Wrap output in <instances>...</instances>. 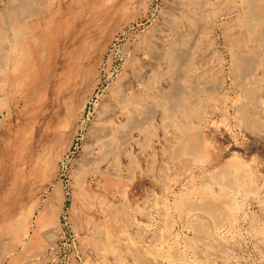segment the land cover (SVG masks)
<instances>
[{"label":"rangeland","instance_id":"374dc122","mask_svg":"<svg viewBox=\"0 0 264 264\" xmlns=\"http://www.w3.org/2000/svg\"><path fill=\"white\" fill-rule=\"evenodd\" d=\"M113 1L40 0L39 16L14 21L18 28L38 23L40 35L50 18L53 25L64 18L67 32L57 38L52 33L48 71L28 94L5 87L0 75V226L31 217V233L22 245L0 231V264H264V0L258 4L263 17L258 15L259 26L253 27L258 31L248 28L247 0ZM15 2L0 0V32L7 30ZM90 4L102 6L105 15H93ZM79 20L92 25L78 32L82 38L76 42ZM83 40L92 46L83 51L85 59ZM174 48L177 62L171 59ZM69 66L76 76L84 75L83 69L94 74L85 83L74 75L70 88L77 89L60 96L56 84ZM125 82H130L127 95H144L149 86L152 117L145 121L148 114H140L143 123L127 146L120 141L106 146L110 137L100 121L107 112L113 133L125 134L127 112L117 97ZM165 91L173 92L177 107L165 106ZM25 135L30 142L23 154L19 142ZM192 137H202L201 145L192 143L197 150L185 152ZM42 160L53 162L54 169L44 180L38 169ZM228 199L233 209H224ZM42 211L51 218L40 228L36 220ZM31 235L37 244L27 248Z\"/></svg>","mask_w":264,"mask_h":264},{"label":"bare ground","instance_id":"6f19581e","mask_svg":"<svg viewBox=\"0 0 264 264\" xmlns=\"http://www.w3.org/2000/svg\"><path fill=\"white\" fill-rule=\"evenodd\" d=\"M39 1L40 0H17V2H15V0H14V2H15V4L14 5H11L12 7H10L9 8V10H8V19H7V22H6V24H7V30L4 32V31H2V32H0V75H2L4 78H5V80L4 81H2L4 84L3 85H5V87L6 86H10V88H12V89H14L15 90V92L16 91H18V93L19 92H23V90H24V94H28V91H30L31 89H34L33 87L40 81V79H41V76H43V74H42V72H44V73H46L47 71H48V65L49 64H47V63H49L50 61H51V59H50V55H51V45H50V43H53V41H52V39L54 40V38H52L51 36H52V33L54 34H56V38L58 37V36H61L62 34H64V32H67V30L65 29V27L62 25L64 22H63V19H62V24H52V19L50 18L51 17V15H50V17H48V18H50L49 19V21H47V23H46V28L44 29V31H43V33H41L40 35H38L37 34V26H38V23H37V25L36 26H32L31 28L29 27V26H27V27H24V28H18V27H16L15 25H14V21L16 20V19H21L22 21L23 20H25L26 21V19L25 18H27L28 17V19H30L29 17L30 16H32V15H40V10L38 9L39 7H42V6H39ZM84 0H75V2H77V3H79V4H81V2H83ZM88 1V0H87ZM102 1V0H101ZM112 1V0H111ZM115 1V0H114ZM113 1V2H114ZM124 1V0H123ZM128 0H126V2H127ZM188 1V0H187ZM202 1V0H201ZM198 2V6H199V3H201L202 4V2ZM221 1V0H220ZM262 1V0H261ZM47 2H49V1H47ZM51 2V1H50ZM53 2V1H52ZM59 2V1H58ZM74 2V3H75ZM95 2V1H94ZM113 2H109V3H113ZM125 1H124V3H126ZM193 3V2H195L194 0L193 1H189L188 3ZM216 2H217V0H216ZM259 2H260V0H247V4H249V6H250V8H249V14H250V18L248 19V21H247V24H248V28L249 27H254L256 24H258L259 23V21H258V19H259V17H258V15L260 16H262V14L263 13H258V6H260V5H258L259 4ZM264 1H262V3H263ZM37 3H38V5H37ZM84 3V2H83ZM82 3V4H83ZM89 3H90V1H89ZM188 3L186 4V5H188ZM204 3V2H203ZM211 3V2H210ZM9 4V3H8ZM45 3H44V1H43V5H44ZM47 4V3H46ZM58 4V3H57ZM65 4V3H64ZM81 4V5H82ZM100 4H102V3H100ZM115 4V3H114ZM122 4V3H121ZM121 4H120V6H121ZM205 4L207 5V2H205L204 3V8L206 7L205 6ZM219 4V3H218ZM246 4V5H247ZM41 5V4H40ZM67 5V4H66ZM109 5V4H108ZM37 6H39V7H37ZM53 6V5H52ZM51 6V7H52ZM67 6H69V5H67ZM71 7L72 6H75V5H70ZM87 6V5H86ZM114 6V5H113ZM120 6H119V9H120ZM125 6V5H124ZM194 7L195 6V4H194V6L191 4H189V8H191L192 9V7ZM210 6V5H209ZM222 6V5H221ZM223 6H225V5H223ZM227 6V5H226ZM55 7V6H54ZM60 7V6H59ZM76 7V6H75ZM77 7H79V6H77ZM76 7V8H77ZM88 7V9L92 12V14H93V12L94 13H97V14H99V15H105V12L102 10V6H100L99 4H90V5H88L87 6ZM106 7V6H105ZM127 7V6H126ZM129 7V6H128ZM186 7V6H185ZM261 7V6H260ZM43 8V7H42ZM57 8H58V5H57ZM57 8H55L56 10H57ZM122 8V7H121ZM198 8V7H197ZM202 8V7H201ZM263 8V7H262ZM44 9V8H43ZM60 9V8H59ZM62 9H64V8H62ZM67 9H69V8H67ZM72 9V8H71ZM79 9V8H78ZM111 9V8H110ZM126 9H128V8H126ZM125 9V10H126ZM191 9H189V10H187V11H190ZM82 10V9H81ZM84 10V9H83ZM112 10V9H111ZM123 10H124V8H123ZM124 10V11H125ZM193 10H194V8H193ZM201 10V9H200ZM203 10V9H202ZM201 10V11H202ZM68 11V10H67ZM71 11V10H70ZM119 11V10H118ZM122 11V10H121ZM195 11V10H194ZM221 11V10H220ZM248 11V10H247ZM260 11H262V10H260ZM45 12V11H44ZM47 12V11H46ZM53 12V11H52ZM114 12H116V9H115V11ZM120 12V11H119ZM191 12V11H190ZM198 13H199V11H197ZM56 13V12H55ZM65 13H66V11H65ZM68 13V12H67ZM76 13V12H75ZM81 13V12H80ZM83 13H85V12H83ZM89 13V12H88ZM109 13V12H108ZM108 13H106V14H108ZM195 13H196V11H195ZM51 14V13H50ZM69 14H70V12H69ZM68 14V15H69ZM48 15V14H47ZM67 15V16H68ZM71 15V14H70ZM73 15V14H72ZM79 15V13L78 14H76V16H78ZM82 15V14H81ZM80 15V16H81ZM87 15V14H86ZM94 15V14H93ZM111 15V14H110ZM116 15V14H115ZM190 15H195L194 13H190ZM225 15V14H224ZM66 16V17H67ZM113 16V15H112ZM196 16V15H195ZM200 16V15H199ZM217 16V15H216ZM62 17V16H61ZM75 17V16H74ZM87 17V16H86ZM96 17V16H95ZM122 17V16H121ZM183 17V16H182ZM263 17V16H262ZM45 19H47L46 17H44ZM60 18V17H59ZM58 18V19H59ZM84 18H85V16H84ZM124 18V17H123ZM246 17H244V19H245ZM56 19V18H55ZM67 19V18H66ZM71 19V18H70ZM77 19H79V16H78V18ZM93 19V18H92ZM103 19V18H102ZM109 19V18H108ZM4 20V19H3ZM31 20H32V18H31ZM36 20V19H35ZM89 20V19H88ZM165 20V19H164ZM178 20V19H177ZM183 20V19H182ZM187 20H188V18H187ZM240 20V19H239ZM243 20V19H242ZM261 20H263L262 18H261ZM32 21H34V20H32ZM56 21H58V20H56ZM80 21H82V20H79V22ZM91 21V20H90ZM103 21V20H102ZM181 21V20H180ZM184 21V20H183ZM83 22V21H82ZM92 22V21H91ZM99 22V21H98ZM189 22H192V21H189ZM188 22V24L191 26V24L193 25V23H189ZM211 22V21H210ZM241 22V21H240ZM243 22L245 23V21L243 20ZM3 23V22H2ZM30 23H31V21H30ZM36 23V22H35ZM58 23V22H57ZM77 23V22H76ZM89 23L90 22H83V23H81V25H82V28H79V30L76 32V36H75V41L76 42H79V40H81V38L82 37H80L79 35H78V32L80 33V32H82V30H83V28H87V27H89L88 25H89ZM96 23V22H95ZM99 23H101V22H99ZM184 23V22H183ZM242 23V22H241ZM240 23V24H241ZM244 23H242V24H244ZM26 24V23H25ZM41 24H43L42 22H41ZM91 24V23H90ZM178 24V23H177ZM181 24V23H180ZM179 24V25H180ZM239 24V23H238ZM5 25V24H4ZM4 25L2 26V27H4ZM66 25H68V28H69V23H68V21L66 22ZM92 25V24H91ZM94 25H97V23L96 24H94ZM94 25H93V27H94ZM195 26H196V23L194 24ZM260 25H262L261 23H260ZM6 26V25H5ZM43 26V25H42ZM101 26V25H100ZM171 26H173V25H171ZM170 26V27H171ZM198 26V25H197ZM258 26H259V24H258ZM264 26V25H263ZM29 27V28H28ZM36 27V28H35ZM81 27V26H80ZM105 27H107V24H106V26ZM176 27V26H175ZM193 27V26H192ZM242 27V26H241ZM245 27V26H244ZM67 28V29H68ZM95 28V27H94ZM179 28H180V26H179ZM205 28V27H204ZM251 28V29H252ZM80 29H81V31H80ZM251 29H248L249 31L251 30ZM254 29V28H253ZM252 29V31H254L255 29H257L256 27H255V29L253 30ZM77 30V29H76ZM87 30V29H86ZM89 30V29H88ZM91 30V29H90ZM94 30H97V29H94ZM212 30V29H211ZM74 31V30H73ZM84 32H85V30H83ZM92 31V30H91ZM99 31V30H98ZM256 31V30H255ZM257 31H258V29H257ZM263 31V30H262ZM104 32V31H103ZM167 32V31H166ZM96 33V32H95ZM102 32H100L99 34H101ZM189 33V32H188ZM54 34V35H55ZM84 34V33H83ZM103 34V33H102ZM101 34V35H102ZM105 34V33H104ZM172 34V33H171ZM247 34V33H246ZM250 34V33H249ZM43 35H45V37L43 36ZM82 35V34H81ZM86 35V34H85ZM94 35V34H93ZM177 35H179V34H177ZM104 36V35H103ZM183 36V35H182ZM197 36V35H196ZM240 36V35H239ZM250 36H252V35H250ZM254 36V35H253ZM91 37V36H90ZM260 37V36H259ZM264 37V36H263ZM11 38V40L13 39L14 41L11 43L10 42V40H9V42L11 43H9L8 42V39H10ZM43 38V39H42ZM45 38V39H44ZM174 38H175V36H174ZM180 38V37H179ZM208 38V37H207ZM227 38V37H226ZM251 38V37H250ZM252 40H253V38H251ZM62 40V39H61ZM170 40V39H169ZM174 39H173V37H172V41H173ZM175 40H176V38H175ZM75 41H74V43H75ZM89 41V40H88ZM90 41H91V39H90ZM89 41V42H90ZM197 41V40H196ZM254 41V40H253ZM252 41V42H253ZM61 42V41H60ZM82 43L80 44V50L82 51V54H81V59L82 58H84L85 59V57H86V52H84L83 53V51H86V50H88V48H90L89 46H91V45H89L88 43L89 42H87L86 40H83V41H81ZM95 42V41H94ZM97 42L99 43V42H101V41H99V40H97ZM173 42H175V41H173ZM227 42H228V40H227ZM182 43V42H181ZM184 43V42H183ZM262 43H264V41L262 42ZM261 43V44H262ZM59 44V43H58ZM77 44V43H76ZM79 44V43H78ZM94 44V43H93ZM175 44V43H174ZM173 44V45H174ZM214 44V43H213ZM260 45V44H259ZM77 46V45H76ZM95 46H96V44H95ZM94 46V47H95ZM169 46V45H168ZM252 46V45H251ZM263 46V45H262ZM72 47H74L73 45H72ZM93 47V49H95ZM98 47H100V44L98 45ZM173 47V46H172ZM171 47V48H172ZM175 47V46H174ZM179 47V46H178ZM248 47V46H247ZM59 48V47H58ZM68 48H70V47H68ZM67 48V49H68ZM176 48V47H175ZM172 49V54H171V59L173 60V62H177V59H178V53L176 52V49ZM246 48V47H245ZM91 49H92V46H91ZM98 49V48H97ZM96 49V50H97ZM169 49V48H168ZM239 49V48H238ZM79 50V49H78ZM237 50V49H236ZM67 51V50H66ZM101 51V50H100ZM99 51V52H100ZM170 52V51H169ZM185 52V51H184ZM251 52H253V50L251 51ZM181 53V52H180ZM239 53V52H238ZM254 54H255V52H253ZM66 54V53H65ZM74 54H77V50H76V52H74ZM74 54H73V56H74ZM167 54V53H166ZM177 54V55H176ZM253 54V55H254ZM260 54V53H259ZM170 55V54H169ZM179 55H181V54H179ZM201 55V54H200ZM255 55H257V54H255ZM251 56L252 58H250V59H253V57H256V56ZM53 56V55H52ZM65 56V55H64ZM150 56V55H149ZM250 56V55H249ZM38 57H39V61H38ZM77 57V56H76ZM59 58V57H58ZM188 58V57H187ZM245 58V57H244ZM71 59H72V57H71ZM77 59V58H76ZM80 59V60H81ZM164 59V58H163ZM180 59V58H179ZM182 59H185V57L184 58H182ZM235 59V58H234ZM237 59V58H236ZM247 59V58H246ZM246 59L244 60L243 58H242V60H241V63L242 64H244V65H246L247 63H246ZM50 60V61H49ZM55 60V59H54ZM73 60V59H72ZM168 60H169V58H168ZM181 60V59H180ZM186 60V59H185ZM240 60V59H239ZM248 60V59H247ZM255 60H257V59H255ZM258 60H259V57H258ZM260 61V60H259ZM71 61H69V63H70ZM171 62V61H170ZM204 62V61H203ZM239 62V61H238ZM252 62V61H251ZM51 63V62H50ZM109 63H111V62H109ZM52 65V64H51ZM70 65V64H69ZM177 65V64H176ZM68 66V65H67ZM173 66H174V64H173ZM58 68V67H57ZM69 69H67L65 72H62L61 74H60V78H59V81H57L58 83L56 84V88H55V92H56V94H58V95H63L64 94V92L65 91H69V88H70V86H71V84H73V83H71L70 84V82H71V79L74 77V75L75 74H73V73H71V71H72V69L70 68V66L68 67ZM200 68V67H199ZM44 70H46V71H44ZM56 70V69H55ZM157 70V69H156ZM57 71V70H56ZM94 71V70H93ZM93 71H91V69H90V71L89 70H86L85 71V69H83V74L84 75H82V76H76V77H78V78H80L81 80H82V83H85L87 80H89L90 79V77H92V75L94 74H92L91 75V73L93 72ZM96 71V70H95ZM52 71H50V73H51ZM106 72V71H105ZM142 72V71H141ZM55 73V72H54ZM167 73V72H166ZM169 73V72H168ZM49 74V73H48ZM50 75V74H49ZM48 75V76H49ZM52 75V74H51ZM205 75V74H204ZM57 76V75H56ZM147 76V75H146ZM152 77V76H151ZM50 78V77H49ZM54 78V77H53ZM75 78V77H74ZM73 78V79H74ZM126 79V78H125ZM143 79V78H142ZM53 80V79H52ZM58 80V79H57ZM78 80V79H77ZM179 80V79H178ZM56 81V80H55ZM99 81V80H98ZM125 81V80H124ZM100 82V81H99ZM99 82H98V84H99ZM156 82V81H155ZM49 82H47L46 84H48ZM2 84V83H1ZM97 84V85H98ZM193 84V83H192ZM42 85V84H41ZM44 85H45V82H44ZM129 85H130V82H125L123 85H121L120 87H119V89L116 87V89H118V92H117V97L119 96V100H120V105H121V107H122V109L125 111V112H127V113H125L126 114V119H127V122H126V120H125V122L127 123L126 125H124V128H122L124 131H125V134L123 135V133H122V135L121 134H118L117 132H114L113 133V129L111 128L112 126H111V122L113 121H110L109 119V113L107 112H105L106 114V117H108V118H106V117H102V120L100 121V125H102L103 126V132L105 133V135H107L108 137H110V139H107L106 141H105V145L106 146H110L113 142H122V143H128V141L126 140V139H132V137L130 138L129 137V135L133 132V131H135L143 122L140 120V114L142 113V112H144V113H147L148 115H147V118L146 117H144L143 119L145 120V121H147L148 119H149V117L151 116V108H150V106H148V104H150V102L152 101V98L153 97H150L149 96V90H148V87H147V91H146V93H144V95H127V91L130 89V87H129ZM149 85V84H148ZM205 85V84H204ZM43 86V85H42ZM49 86V85H48ZM117 86H118V84H117ZM210 86V85H209ZM38 87V86H37ZM94 87H96V86H94ZM93 87V91H94V88ZM41 88V87H40ZM43 88V87H42ZM81 88V87H80ZM71 89V88H70ZM77 89V87L75 88V90ZM79 89V88H78ZM143 89H145V87L143 88ZM7 90V89H6ZM10 90V89H9ZM53 90V89H52ZM72 90V89H71ZM74 90V88H73V90L72 91H75ZM150 90H151V88H150ZM108 91V90H107ZM172 91V90H171ZM175 91V90H174ZM179 91V90H178ZM116 92V91H115ZM121 92H123V94L124 95H120L121 94ZM151 92V91H150ZM168 92V91H167ZM166 91L165 92H163L164 94L162 95V98L164 99V101H163V103H165L164 105L165 106H167V107H171L175 102H176V100L174 99V95L171 93V94H168ZM2 93V92H1ZM9 93H10V91H9ZM11 93H13V92H11ZM10 93V94H11ZM17 93V95L19 96V94ZM70 93V92H69ZM176 93V92H175ZM22 93H20V95H21ZM75 94V93H74ZM13 95H14V93H13ZM43 98H44V94L43 93H41L40 94ZM112 95V94H111ZM10 96V95H9ZM22 96L23 95H21V98H22ZM92 96V95H91ZM113 96H115L114 98H116V95H113ZM199 96V95H198ZM20 97V96H19ZM161 97V96H160ZM5 98H6V96L3 98L4 100H5ZM113 98V100H115L116 102H119V100H117V99H114ZM151 98V99H150ZM185 98V97H184ZM199 98V97H198ZM29 99V98H28ZM40 100V99H39ZM47 100H48V98H47ZM151 100V101H150ZM178 100V99H177ZM197 100V99H196ZM238 100V99H237ZM0 101H3V100H0ZM28 101H30V99L28 100ZM45 101H46V99H45ZM113 102V103H116V102ZM4 102V101H3ZM5 102H7V100H5ZM15 102V101H14ZM163 103H162V105H163ZM177 103V102H176ZM7 104V103H6ZM31 104V102L29 103V105ZM160 104H161V102H160ZM178 104V103H177ZM1 105H2V103H1ZM119 105V104H118ZM118 105H115L116 106V108H118V107H120V105L118 106ZM5 106V105H4ZM3 106V107H4ZM7 106V105H6ZM85 106V105H84ZM118 106V107H117ZM184 106V105H183ZM70 107V106H69ZM68 107V108H69ZM172 107H177L176 105H173ZM229 107V106H228ZM108 108V107H107ZM184 108V107H183ZM70 109H72V108H70ZM106 109V108H105ZM113 109V108H112ZM121 109V110H122ZM200 109V108H199ZM68 110V109H67ZM167 110H170V108L168 109L167 108ZM198 110V109H197ZM196 110V111H197ZM201 110V109H200ZM73 111H74V109H73ZM83 111V110H82ZM104 111H106V110H103V113H104ZM109 111V110H108ZM112 111H114V110H112ZM112 111H109V112H112ZM195 111V112H196ZM202 111H204V110H202ZM194 112V113H195ZM236 112V111H235ZM9 113V112H8ZM34 113V112H33ZM46 113V112H45ZM73 114H74V112H72ZM103 113H102V115H103ZM122 113V112H121ZM72 114V115H73ZM115 114V113H114ZM10 115V114H9ZM15 115V114H14ZM67 115V117H68V115H69V113H67L66 114ZM66 115H64V116H66ZM71 115V114H70ZM116 116V115H115ZM118 116V115H117ZM70 117V116H69ZM72 117V116H71ZM75 117L77 118V116H75V114H74V119H75ZM152 117V116H151ZM120 118H121V116H120ZM120 118H119V121H120V123H122L121 122V120H120ZM190 118H191V116H190ZM66 119V118H65ZM113 119V118H112ZM117 119H118V117H117ZM147 119V120H146ZM169 119V118H168ZM192 119V118H191ZM63 120V119H62ZM67 120V119H66ZM70 120V119H69ZM115 120V119H114ZM173 120V119H172ZM72 121V120H71ZM124 121V120H123ZM70 122V121H69ZM69 122H67V123H69ZM52 123V122H51ZM66 123V122H65ZM65 123H63L64 125H65ZM66 123V125L68 126V124ZM114 123H115V121H114ZM176 123V122H175ZM191 123V122H190ZM33 124V123H32ZM48 124V123H47ZM118 124V123H117ZM185 124V123H184ZM64 125H63V127H64ZM70 125V124H69ZM123 125H121V126H123ZM176 125V124H175ZM182 125V124H181ZM62 126V125H61ZM67 126H65V127H67ZM144 126V125H143ZM185 126H187L186 128L188 129L189 127H188V125H185ZM63 127H62V129H63ZM71 127V126H70ZM117 127V126H116ZM151 127V126H150ZM26 128H27V126H26ZM147 128V127H146ZM179 127L177 126V129H178ZM184 128V125L182 126V129ZM29 129H33V131H34V128L32 127L31 128V126H30V128H28V130ZM157 129V128H156ZM190 129L191 130H194V129H192L191 127H190ZM23 130V129H22ZM122 130V131H123ZM141 130V129H140ZM180 130V129H179ZM26 131V130H25ZM24 131V132H25ZM31 131V130H30ZM29 131V132H30ZM46 131V130H45ZM102 131V130H101ZM114 131H115V129H114ZM155 131V130H154ZM183 131H184V129H183ZM186 131V130H185ZM189 131V130H188ZM187 131V132H188ZM202 131V130H201ZM17 132V131H16ZM61 132V131H60ZM63 132V131H62ZM172 132V131H171ZM186 132V133H187ZM190 132V131H189ZM194 132V131H193ZM120 133V132H119ZM196 133H197V131H196ZM199 133V132H198ZM31 135L32 133H28V135ZM66 134V133H65ZM148 134V133H147ZM188 134V133H187ZM191 134H192V131H191ZM193 134H195V132L193 133ZM18 135V134H17ZM28 135H25V136H28ZM54 135V134H53ZM55 135H57V134H55ZM95 135V134H94ZM186 135V134H185ZM188 135H190V134H188ZM24 136V137H25ZM32 136V135H31ZM58 136V135H57ZM105 137V136H104ZM190 137V136H189ZM17 138V137H16ZM22 138V137H21ZM28 138H29V136L27 137V138H24L23 140H21L22 142H19L20 143V145H19V148L21 149L20 150V152H22L23 154H25V153H27L26 152V150H28L27 149V147H28V145H29V143H28ZM32 138H33V136H32ZM152 138V137H151ZM53 139V138H52ZM57 139V138H56ZM55 139V140H56ZM60 139H61V137H60ZM145 139V138H144ZM188 139V138H187ZM191 139H193V141H191V140H189L188 142H185V143H187V144H185L184 146H185V148L184 149H182V150H185V152H187L186 150H188L189 151V153H193L194 151H196L197 150V148L195 149V146H192V143H194V145H198L199 143H201V142H197V139H198V137L194 140V137H192ZM200 139V138H199ZM198 139V140H199ZM201 139H202V137H201ZM200 139V140H201ZM18 140V139H17ZM54 140V139H53ZM54 140V141H55ZM199 140V141H200ZM41 141V140H40ZM58 141V140H57ZM124 141V142H123ZM187 141V140H186ZM191 141V142H190ZM30 142V141H29ZM34 142V141H33ZM131 142H133V140L131 141ZM195 142H197V143H195ZM42 143V142H41ZM53 143V142H52ZM52 143H50L51 145H52ZM65 143H67V142H65ZM64 143V144H65ZM203 143V142H202ZM12 144V143H11ZM88 144V143H87ZM125 144V146H127ZM129 144V143H128ZM152 144V143H151ZM10 145V144H9ZM43 145V144H42ZM41 145V146H42ZM45 145V144H44ZM54 145V144H53ZM57 145V144H56ZM201 144H199L197 147H199ZM12 146L13 145H11V148H12ZM18 146V145H17ZM32 146V145H31ZM105 146V147H106ZM133 146V145H132ZM180 146V145H179ZM9 147V146H8ZM14 147V146H13ZM51 147V146H50ZM57 147V146H56ZM120 146H118V151H119V148ZM121 147H123V146H121ZM134 147V146H133ZM178 147V146H177ZM15 148H17V147H15ZM54 148H55V146H54ZM107 148V147H106ZM109 148V147H108ZM10 149V148H9ZM42 149V148H41ZM41 149H40V151H41ZM44 149H45V147H44ZM44 149H42L43 151H44ZM49 149V148H48ZM51 149V148H50ZM125 149V148H124ZM16 150V149H15ZM30 150V149H29ZM38 150V149H37ZM54 150V149H53ZM133 150V149H132ZM200 150V149H199ZM198 150V151H199ZM120 151H122V150H120ZM119 151V153H121ZM124 151V150H123ZM123 151H122V153H123ZM197 151V152H198ZM5 152V151H4ZM47 152V151H46ZM54 152V151H53ZM174 152H176V151H174ZM179 152V151H178ZM177 152V153H178ZM196 152V153H197ZM14 153V152H13ZM42 153V152H41ZM55 153V152H54ZM118 153V152H117ZM118 153V154H119ZM122 153H121V155H122ZM23 154H19V155H23ZM29 154V153H28ZM28 154H27V156H28ZM40 154V153H39ZM43 154V153H42ZM45 154V153H44ZM56 154V153H55ZM184 154V153H183ZM203 154V153H202ZM12 155V154H11ZM15 155V154H14ZM17 155H18V153H17ZM41 155V154H40ZM120 155V154H119ZM192 155V154H191ZM190 155V156H191ZM8 156V155H7ZM52 155H50V157H51ZM181 156V155H180ZM21 158H23L22 156H20V159ZM25 158H26V156H25ZM24 158V159H25ZM57 158V157H56ZM56 158H54V159H56ZM89 158V157H88ZM47 159V158H46ZM51 160H53V157H51L50 158ZM50 159H48V160H50ZM135 159V158H134ZM18 160V159H17ZM23 160V159H22ZM50 160V161H51ZM2 161V160H1ZM12 161V160H11ZM57 161V160H56ZM9 162H10V160H9ZM8 162V163H9ZM13 162V161H12ZM16 162V161H15ZM21 162V161H20ZM42 162V163H41ZM41 162H38V163H40L39 164V171H40V173H41V178H43V180H44V178L45 179H47L46 178V174H47V176H48V173H49V171L50 172H52L53 170H52V168H53V162H48L47 160H42ZM118 162H119V160H118ZM133 162V161H132ZM93 163V162H92ZM103 163V162H102ZM229 162H227V165H229L228 164ZM133 163H131V165H132ZM138 164V163H137ZM147 164V163H146ZM233 164V163H232ZM237 166L236 167H238V164L237 163H235ZM234 164V165H235ZM3 165V164H2ZM10 165H11V163H10ZM135 166H136V163H135ZM134 166V167H135ZM1 167V166H0ZM132 167V166H131ZM18 169V168H17ZM85 169V168H84ZM14 170V169H13ZM55 171H56V169H55ZM7 172V171H6ZM105 173V172H104ZM206 173V172H205ZM224 174V173H223ZM97 175V174H96ZM53 176V175H52ZM102 176V175H101ZM120 176H121V174H120ZM228 176V175H227ZM25 177V176H24ZM30 177H31V175H30ZM48 177H51V175L50 176H48ZM229 177V176H228ZM86 178V177H85ZM103 178H104V176H103ZM106 178H107V176H106ZM109 178V177H108ZM52 179V178H51ZM49 180V179H48ZM105 180V179H104ZM111 179H109V181H110ZM51 181V180H50ZM113 181V180H112ZM116 182V181H115ZM107 183V182H106ZM110 183V182H109ZM117 183V182H116ZM41 184H43V183H41ZM115 183H113V185H114ZM112 185V184H111ZM83 186H84V184H83ZM232 186V185H231ZM111 188H112V186H111ZM64 189V188H63ZM37 191V190H36ZM29 192V191H28ZM34 194V193H33ZM88 195V194H87ZM230 195V194H229ZM234 198V197H233ZM236 199V198H235ZM224 200V199H223ZM229 200H231V199H228L227 201H224V202H226V205H228V206H226V205H224L225 206V208L224 209H233L234 208V205H232V203H231V201H229ZM39 201V200H38ZM229 201V202H228ZM235 201V200H234ZM223 202V203H224ZM38 203V202H37ZM34 205V204H33ZM36 205V204H35ZM83 205V204H82ZM238 205V204H237ZM32 206V205H31ZM31 208V207H30ZM212 208H215V207H212ZM212 208H211V210H212ZM37 209H38V207H37ZM45 209V208H44ZM32 210L34 211V207L32 208ZM216 210V209H215ZM31 211V210H30ZM33 211L31 212V214L33 213ZM35 212V211H34ZM212 212H214V211H212ZM18 213H20V212H18ZM17 213V214H18ZM26 213H27V211H26ZM28 213H29V211H28ZM27 213V214H28ZM21 214H22V211H21ZM34 214V213H33ZM32 214V215H33ZM49 214V212H47V211H45L44 213H43V211H42V214L40 215V217L38 218L37 217V220H36V223L38 222V224H37V226L39 225V227L40 226H42L43 227V225L45 226L48 222H49V217L51 218V216H49L48 215ZM9 215H11V213L9 214ZM19 215V214H18ZM23 215V214H22ZM16 216V215H15ZM24 216V215H23ZM30 216V215H29ZM18 218H19V216L17 217V218H15V219H17L18 220ZM21 218V217H20ZM31 218V217H30ZM30 218L28 217H25L24 216V220H23V222H22V224L21 223H19V221L17 222V220H7L8 222H6L4 225H1L0 226V231L1 232H7V233H9V234H11L13 237H14V241L15 242H21V245H22V242H23V244H24V240L25 239H27V238H29V236H30V225H29V223L30 222H28L27 221V219H29L30 220ZM32 218H33V216H32ZM21 221V220H20ZM51 223H52V221H50ZM50 223V224H51ZM41 228V227H40ZM34 231V230H33ZM52 231V230H51ZM1 232H0V234H1ZM35 232V231H34ZM37 234V233H36ZM38 234H39V232H38ZM8 235V234H7ZM53 235V234H52ZM32 236H34V235H31V237ZM30 237V239H29V242L27 243L28 244V246H27V248L30 246V244L29 243H32V242H34L35 244H37L34 240H33V237L31 238ZM53 240V239H52ZM9 241V240H8ZM12 241V240H11ZM38 241V240H37ZM50 242V241H49ZM7 243V242H6ZM13 243V242H12ZM33 243V244H34ZM41 243V242H40ZM16 244V243H15ZM35 246V245H34ZM52 246V245H51ZM10 247V246H9ZM7 249V248H6ZM31 251H33V250H31ZM19 252H21V251H19ZM30 253H32V252H30ZM29 253V254H30ZM28 254V255H29ZM30 256V255H29ZM207 256V255H206ZM25 257V256H24ZM26 258V257H25ZM207 258V257H206ZM237 260V259H236ZM229 261V260H228ZM54 262V261H53ZM190 262H191V260H190ZM16 263V262H15ZM14 264V263H13ZM193 264V263H192ZM198 264V263H197Z\"/></svg>","mask_w":264,"mask_h":264}]
</instances>
